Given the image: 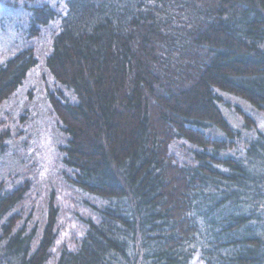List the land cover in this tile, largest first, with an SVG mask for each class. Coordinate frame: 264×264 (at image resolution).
<instances>
[{
	"label": "trees",
	"instance_id": "obj_1",
	"mask_svg": "<svg viewBox=\"0 0 264 264\" xmlns=\"http://www.w3.org/2000/svg\"><path fill=\"white\" fill-rule=\"evenodd\" d=\"M56 7L0 0L6 26L60 24L44 64L59 186L41 207L0 167V264H264V0ZM37 63H0V104ZM61 185L87 212L62 242Z\"/></svg>",
	"mask_w": 264,
	"mask_h": 264
},
{
	"label": "rangeland",
	"instance_id": "obj_2",
	"mask_svg": "<svg viewBox=\"0 0 264 264\" xmlns=\"http://www.w3.org/2000/svg\"><path fill=\"white\" fill-rule=\"evenodd\" d=\"M50 2L57 5L59 13L64 12L65 0ZM2 10L0 9V63L27 49H33L38 63L12 97L0 104V128L5 130L8 128L11 131L10 144L8 143L5 159L0 167L5 171L15 172V175L11 176L15 178L7 180V182L14 180L13 185H18L24 180L31 181L30 194L34 195L30 202L45 207L59 182L56 167L58 161L56 132L48 120L49 108L45 100V84L51 86L52 80L47 76L48 71L44 64L60 24L57 21L53 22L40 30L38 35L32 36L27 31L24 20L6 26V21L1 16ZM14 44L17 47L12 50ZM36 109H39L37 115ZM261 127L264 129V120L261 121ZM76 200L77 197L69 193L63 185L59 187L55 204L58 203L60 209L58 221L62 228L61 242L73 240L75 235L81 232V227L74 218L75 212L80 214L87 212L82 208L81 202L78 204ZM192 264H199L197 258Z\"/></svg>",
	"mask_w": 264,
	"mask_h": 264
}]
</instances>
